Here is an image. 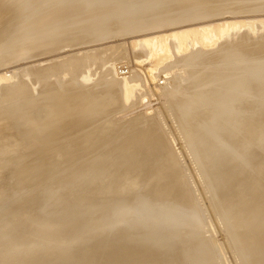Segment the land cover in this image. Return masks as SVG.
Here are the masks:
<instances>
[{"label":"bare ground","instance_id":"obj_1","mask_svg":"<svg viewBox=\"0 0 264 264\" xmlns=\"http://www.w3.org/2000/svg\"><path fill=\"white\" fill-rule=\"evenodd\" d=\"M246 1L250 2L251 0H120V1L119 0H0V10H2V12L0 14V27L1 26L5 27V25H3V22H5L6 20L8 22L9 18H11V20H12L13 18H15V15L19 14L20 12H24V15H22L18 21H15L14 24L11 25V28H9L6 37H3L2 35H0V39H1V41H0V67L5 66L7 64H11L15 60H22V61L24 60V61L30 62L29 60L32 58H35V57H37V59H36L37 61L39 59H43V58H55L56 61L53 59V61H51L52 64L47 68H41V67L35 68L34 67L35 69L33 71L35 72V74L36 73L38 74L39 77H37V78L39 79V81L41 83L46 82L44 80V78H47V77L50 78L51 76H55V75L57 76V74H60L61 76L68 75V77H70V78L73 75L75 77V74H76V76H79V77L81 75H83V77L85 79H87L88 81L87 80L82 81L83 85L80 83L81 81L79 82L81 87L78 86V88H80L81 90H78L77 87H76L77 89L74 88V86H73V89H76V91H68L67 90L66 92L68 93L67 94L68 97H67V99L65 98V100H67V102L64 100L65 96H62L63 97L62 100H64V102H66V104L61 100V98H59L60 96H57V94L55 95L56 91L55 92L53 91L54 93L51 91L52 95L47 97L48 98L47 100L48 101L51 100V102L49 101L50 103H48V101H46L48 103V104L46 103V106L51 104V103L52 104L57 103L59 101H60L59 105L60 104L62 105V103H63L62 106L60 105V108H58V106H59L58 104H56L57 108L51 107V108H54L55 110L57 109L59 111V112L57 111L58 113L56 112L57 114H55V118H54L55 122L60 121L59 117H58L60 114L64 116V117H62L60 115V118H66L67 122L70 119V118L68 119V117L73 118V116H75L76 113L74 114V111H75L74 107H76L77 104H80V103H77L78 98H79V102H81V100H83L84 103H85L86 99L88 102H89V100H92V101L94 100L93 101V103H94L93 107L91 104L90 109H88V108L83 109L86 112L85 114H88V115L90 112L86 111V110H91L92 114H93V112H97V110L99 109L98 106L101 103H103V101L105 103L102 105V106H104L102 108L107 109L105 111L107 113L110 110L111 115H112V112H114V115H113L114 117L118 116V114L120 115L121 113H123V114L126 113L124 116L123 115L121 116V118H124V117H128L134 113H137L139 111L141 112V110L145 111L141 115H139L135 118L132 117L129 120L127 119L128 120L127 123L125 121V123L123 122V124H119L118 126L115 125L116 128L114 126H113V128L111 127V125H110L111 121L110 122L107 121L109 123L106 122V124H107L106 128H104L105 126L101 125L102 128L100 130L104 131V132L100 133V131H99L100 136H98V134L96 135L99 137L98 140H94L93 144H91L90 148H93L94 145L97 144L99 141L101 142V140H105L106 137L110 134V132L111 131L113 132L116 129L117 130L121 129L120 130V132H121L122 130L123 131L126 130L125 128L132 129V127H135L134 129L127 130V131L128 132L130 131V133L139 131V133L141 134V132L143 131L142 129L148 127L150 125V123L152 121H154V119L152 117L153 115L151 116V114L153 113V111H154L153 108L156 107V105H158V108H159V105H160V107L161 106L163 107V108H161V113L163 116H165L164 120L168 124L171 123V117L175 115V119L178 122L177 123L178 124V126H177L178 130H180V132L182 133L181 136L184 138V140L181 142L180 141L181 138L180 139L177 138L178 135L176 136V134L174 135V137H175L174 139H175L176 143H178V140L181 142V143L177 144L180 146L181 150H182L183 146L186 148L189 146H191L190 148H194V147L200 146L201 144H206L205 148L203 149L202 154H200V156H197V158H194V164L197 168V171H198V174L200 177V182L202 183L201 189L202 188H203V190L205 189L207 194H211L212 197H215L217 195L218 198H220V200L223 202V204L227 206V217H226V219H225V216H223V217L219 218V221H221V223L223 224L222 226L225 228V230L228 233L229 242L230 241L233 242V244L237 248L236 253H237V258L239 259L240 264H264V217H262V216H264L263 215L264 214V178H263L264 177V152L261 151L264 149V71H262L263 65L261 63H256V64L248 67V64H246V62L251 57L250 56L251 54L247 50H246L247 52L244 51L246 48H244L243 51L246 52L247 54L246 53L244 54L242 49L240 50L241 47H239V46L237 47V44L241 42L239 39H237V40H239V42H237V40L236 41L233 40V41H235V44L237 42L236 46H234L235 44L234 45L232 44L233 42H229V39H231L232 36H233V38L235 37L234 34H232V32L237 31L238 35H242V36H240V38L242 39V42H243V39L246 40L247 39L246 37L249 34L243 36V34H245L246 31H245V33L243 32V34H242L240 32L241 30L244 31L243 29L246 30L247 29L246 27H248V29L251 30L250 31V35H251V32L256 33V31L259 28L258 27L255 30V24L256 23L254 24L255 19L257 20V19H259V17H257V18L256 17L255 18L246 17L247 18L246 19L245 15L244 16L242 15L243 16L242 17L241 14L244 12H247L248 10H249V12L250 11H254V12L260 11L261 12V10L264 8V0H257V2L259 1V3H258V6L254 7V9L252 6H250V7H252V9H250L248 7L249 5L247 6ZM251 3H252V1H251ZM251 3H249V4H251ZM31 8L35 9L36 11L31 10ZM262 12H263V10H262ZM260 20H262V23L264 24V18L260 19ZM259 24H261V22ZM164 27H166V28H164ZM263 27H264V25H263ZM183 28H185V29H183ZM180 29H183V30H181V32L180 31L176 32L175 39H173V40H170V41L168 39L163 40V38H161V36H160V35L165 34V33H166V35H168L171 32V30L175 31V30H180ZM0 32H2L1 29H0ZM160 33H162V34H160ZM152 34L156 35V37L158 34H160V35H159V37H157L158 41H155L156 45H153L152 43L149 42L150 47L149 46H147V47H149V48L152 47V49H153L152 52L149 53V55H151L152 53L155 52L154 49L160 50V49L164 48L165 51H159L155 55L152 56L151 59L153 60V63L151 65V68H153L154 70L158 69L159 71H157V72H160L161 70L162 71L165 70V72L163 74L165 75V73H166V75H167V73H168L169 76L172 75V73L174 72L173 73L174 75H172V78H171L172 82L170 80L171 83L169 85L165 86V88L161 86L162 89L164 88L162 90L163 94L162 93L158 94L159 89L158 90L154 89L153 88L154 84L151 86L150 83H152V82H150V81H153L154 80L153 78H155V77H153V78L149 77L151 75L150 72L147 71L148 72V74H147L145 69H143L141 66H138V65H137L138 66L137 68L131 66V65H133V63L131 64L129 62H131L133 59L132 60L129 59L128 63L131 65L125 66V68H123L121 73H119V71H116L115 68L112 70L109 68L110 70L108 69V71H107L108 73L105 76L110 77L111 75L112 76L115 75V77H111L109 80L106 78L107 80H102V81H101V79H99L100 82H98V85L95 84V83H97V81H99V80H97L95 83H93V85L94 84L95 85L92 86V88L99 86V85H102L101 88H99L97 90V92L93 90L94 92H96L94 94H93V91H90L91 88H88V87L91 85V83L95 79L94 76L92 77V74H91L92 66L95 65L97 67L99 65L98 63L103 62L106 57L103 58V60H102L101 57L98 56L100 53L98 52L99 54L96 55L95 54L96 51L94 52V48L92 49L91 47L90 48L92 50L91 49H89V50L93 51V52L90 53V51H89V53H87V54H85L84 52H83L84 54L82 52H79V51L77 52V49L81 50L83 47L88 48L89 46H91L95 43L96 44L98 43V45H99V42H101V43L103 42V46H104V43L106 41L107 42L110 41V43H111V41L117 36H123V39L121 38L122 40L125 41V39H129V41H130L131 37H144V36H148V35H152ZM254 35L255 34L253 33V36ZM258 35H260V34H258ZM150 38H149V40H150ZM129 41H128V43H129ZM134 41L135 40H133V42ZM113 42H116V41H113ZM222 42L227 43L228 46H226L225 44L223 46ZM242 42H241V44H242ZM241 44H239V45H241ZM106 45H108V46L104 47L105 53L113 51L115 54H117V52H118L117 46L118 45H109V43ZM133 45H134V43H133ZM136 45L132 46L133 57L134 58H135V56H136V58L139 57L141 60V58H143L145 56V55H143L145 51L143 53L141 51H139L140 49L138 51H136L135 47H138ZM145 45H147V44H145ZM100 46H102V45H100ZM92 47H94V46H92ZM95 47H96V45H95ZM140 48H142V47H140ZM261 48H263V47H261ZM247 49H249V48H247ZM66 50H70L72 52L66 53L65 52ZM262 51H264V50H262ZM146 52H149V51L147 50ZM169 52H174L175 54L178 55L175 57V60L171 63H170ZM79 53H82V54L80 55ZM122 53H123V55H125V56H123V58H124V57H129L131 52L129 53L128 50H125V52H122ZM51 56H53V57H51ZM121 57H122V55L120 54L121 60L126 59L128 61V58L123 59ZM58 58L59 59L61 58L63 61L60 60V62L62 61L61 63L57 62ZM63 58H66V59L64 60ZM136 61H138V60L136 59ZM19 62H21V61H19ZM113 62L114 61H109V60H107V62H106V60H105V62H103V63H104V65H106L109 63L112 64ZM120 63H118L117 65H119ZM65 65L67 68L66 67L62 68V66H65ZM126 65H127V63H126ZM121 67H123V65ZM143 67L145 68L146 66H143ZM148 67H147V69H150V67L149 68ZM70 68H71V70H70ZM160 68H161V70H160ZM3 69L5 70V68H3ZM32 69H33V67L30 65V67L28 66V68H26V71L24 70V72H29V71L31 72ZM49 69L52 70V73H49L50 75L46 74V76L41 77V75L44 73V71L48 70V72H49ZM94 69L95 68H93V70ZM17 70H19V69H17ZM81 70H83V72H81L82 74L79 73V71H81ZM7 72H0V89L2 87H3V90L5 89V92L3 94L8 95V96H6V98H9V96L11 97V95L14 94L13 92L17 91V93H18V91H22V92H19L20 95L22 96V94H24V92L26 91V90L23 91L22 89H26L28 85L27 86L24 85L25 87L23 86V88H21L22 87L21 86L20 88H15V89H14V87L8 86L7 82L15 80L17 76H14L13 74H9ZM32 73L33 72H31V74ZM78 73H79V75H77ZM153 73H155V72L153 71ZM32 75H33L32 77L34 78V74H32ZM25 76H26V73H25ZM167 76L164 77V81H166L165 78ZM100 78H101V76H100ZM25 79H26V77H25ZM78 79H81V78H78ZM150 79H153V80H150ZM162 79H161V81H162ZM56 80H58V78ZM59 80H60V82L63 81L62 78ZM64 80H66V79H64ZM48 81H50V79L47 80V82ZM57 82H59V81H57ZM157 82H159V81H157ZM79 83L77 85H79ZM88 83H90V84L87 85ZM148 83L150 84V87L153 89L151 91H149L150 93H148V92L145 93L143 91L145 90V85ZM153 83L157 84L156 81ZM50 84H52V83H50ZM84 84H86L87 86ZM161 84L164 85L165 83H161ZM35 85H37V84L35 83ZM102 87H103V89H102ZM10 88H12V89H10ZM151 94L153 95V97H150ZM14 95L16 96V94H14ZM20 95L18 94V97ZM47 95H49V93ZM43 97H45V96H43ZM56 98H59V99L57 100ZM148 98L150 100L153 98L157 99V104L156 105L150 104V105L146 106V103L149 102ZM75 99H76V102L74 101ZM53 101H57V102H53ZM61 101H62V103H61ZM163 101L165 103H163ZM88 104L90 105V103H88ZM161 104H163V105H161ZM25 105L30 106L29 103L25 104ZM53 105H55V104H53ZM49 106L47 107V109L45 108L44 111L42 113H40L38 117L35 118V122L32 125L33 128L38 126L39 128L37 127V129L40 130V126L45 125V123L47 125L49 123L50 127L54 123L52 125V127L54 126V128H56V129H58V128L61 129L62 128L61 124H63L62 126L66 125V123L63 121L64 119H61V124L58 123L60 125H58V128H57V124H55L54 119H52V117L51 118L49 117V116H53L51 114L55 110L50 109ZM80 106H81V104H80ZM80 106L77 105V107L75 109L79 108ZM84 106L87 107V104H85ZM96 106L98 109H95ZM108 108H109V110H108ZM51 110H53V111H51ZM100 110H101V108H100ZM159 111H160V109H159ZM87 112H89V113H87ZM81 113H83V112H81ZM99 113L100 112H98L96 114H99ZM109 114H108V116H109ZM81 115L83 116V114H81ZM169 115H171V117ZM91 116L89 115L88 118ZM98 116H100V115H98ZM113 116H111V117H113ZM56 117H57V120H56ZM79 118H80V116H79ZM48 119L50 121H53V123L48 122ZM85 119H87V118L85 117ZM96 119H98V118H96ZM44 121H47L48 123L47 122L44 123ZM121 121H123V120H121ZM42 123H44V124L42 125ZM72 124H74V122H72ZM86 124H88V123H86ZM103 124L105 125V123H103ZM115 124H117V121L115 122ZM125 124H126V127L122 128L121 126H123ZM173 124H176V123H173ZM47 125H45V127L43 126L44 128H47L46 130H48ZM79 125H80V122H79ZM94 126H96V124ZM43 127H41L42 131L43 130L46 131L45 129H43ZM33 128H31L32 130L30 129L31 133L34 130ZM51 128L49 130L56 131V129H54V128L51 129ZM37 129L35 128V130L33 131L34 132V134H33L34 138L38 137V140H40L39 138L42 139V137H43L47 141H48V139L52 138V137L48 138L49 134L47 136L45 135V133L47 134V131L46 132L43 131L44 133H41V132H37ZM109 129H111V130L109 131ZM97 130L98 129H96V131ZM35 131L37 133H35ZM68 131H70V130H68ZM96 131H95V133H96ZM250 132H254L258 136V139H257L256 145H252L249 148H247L246 146H244L242 144V142H244L243 140L248 136V134ZM125 133H126V131H125ZM53 134H54V132H53ZM53 134H51V135H53ZM85 134H87V132ZM92 134H94V133H92ZM55 136L53 135V137H55ZM120 136H122V135H120ZM46 137H47V139H46ZM144 137H145V135H144ZM116 138L117 137H115V139ZM130 138H128V140H126V141L129 142ZM132 138H134V137L132 136ZM139 138L140 139H137V140L134 138L136 140L135 141L133 139L134 143H130L131 141L129 143L126 142L128 145H126V147L123 150L122 149L121 150L125 151V152L128 150L129 151L131 150V152H132L134 147H135L134 150H137L141 145L142 146L143 145H149V141H146L148 143H143L145 141V139H143L144 140L143 141V140H141V137H139ZM159 138H161V137H159ZM53 139L55 140V138H53ZM119 139H122V137ZM151 139H153V138H151ZM85 140H84V142H87ZM49 141H51V140H49ZM79 141L81 142V140H79ZM82 141H83V139H82ZM120 141H122V140H120ZM123 141H125V139H123ZM36 142H38V141L36 140ZM52 143L49 142V144H52ZM117 143H118V141H117ZM124 143H122V144L120 143L121 144L120 147L122 145L125 146L126 143L125 144ZM53 144H55V143H53ZM182 144H183V146L181 147ZM80 145H81V143H80ZM115 145L113 147H115ZM49 146H51V145H49ZM130 147H131V149H130ZM132 147H133V149H132ZM146 147H148V146H146ZM162 147H163V151L162 150L161 151L163 153H164V151H166V152L168 151V150H166V148H167L166 145L165 144L163 145L162 143H160L159 148H162ZM53 149H55L54 151L56 152L57 148H54V145H53ZM53 149H51V150H53ZM122 151H118V152L124 153ZM142 151L141 152L139 151V152L142 153ZM156 151H157V149H156ZM52 152L53 151H51V153ZM55 152H53L52 155H55ZM68 152H70V151H68ZM144 152H146V151H144ZM127 153H125V154H127ZM118 154L122 155L120 153H118ZM131 155L132 154H129L128 160L131 159ZM139 155L140 154H138V156ZM149 156H150V154H149ZM155 156H156V154H155ZM117 157H118V155H117ZM140 157H141V155H140ZM53 158H54V156H53ZM61 158L64 160L63 161L61 159L62 163H67V162L72 161L74 159L73 157L70 158V156H68V159L67 158L64 159L63 156ZM141 158H144V157H141ZM141 158H139V160ZM185 159L187 161L188 158H185ZM32 160H33V158H32ZM47 160H49V159L47 158ZM162 160L164 161V159H162ZM166 160H169V163H168L169 166L167 167L168 169H166V171L162 175H159V177L154 180L153 184L150 186V188L152 189L150 191V194L143 192L141 195L139 193L140 191H137V192L132 191V193H129L128 195H126L127 197H125V199H124L125 202L123 201L124 203L123 204L121 203L122 204L121 206L120 205L118 206L119 203H115L118 207H120V209L117 208L115 206V204H113L115 206V208L117 209V211H120V214H122V216L123 215L127 216V214H129V215L131 214L128 217L132 218L131 220H129L130 218L128 219V217H127V219H128L127 220L125 217H122L121 215H119V217L120 216L122 217L121 219H123V218H125V219L121 220V222L123 221V223H121L119 220V222L121 223L120 227L117 225V227L113 228L115 230V234L117 233L116 229L120 228L119 233L121 235L125 234L126 236H132L135 239H137V240L123 241L122 243L116 244L114 246L115 248L116 247L118 248V251H120L117 254V255H119V253H120V255H119L120 258H118L119 260H117V262H120V263H118V264H132V262H134V261H137L138 264H178L177 261L182 256V253H181L182 250H180V246L177 244V241L175 239V235L178 232L179 226L185 227L188 231L190 230L192 233H198V232L202 231L201 230L202 228H200V227H198V225H196V221L194 220L193 217H191L190 215L187 216V215H181L180 214V211L183 208L182 204H185V201H183V199L186 197V196L185 197L182 196L183 194L181 191H182L183 187H181V191H179V193L181 192V194L178 195L179 200H172V198L170 197L171 190L172 191L174 190L172 188L173 186L171 187V189H169V187H168L167 191L163 192V193H161V192L158 193L154 190L157 187V185L159 184V182H161V180L164 177L167 178L166 177L168 175L167 173H169V171L172 168L173 169L175 168V164H178L174 158L168 159V157H167ZM166 160L164 161L165 164H166ZM126 161H127V159H126ZM90 163H91V161H90ZM149 163H152V162H149ZM187 163H188V161H187ZM168 164H166V165H168ZM90 165L92 166V164H90ZM113 165H115V164H113ZM160 165H161V163H160ZM147 166H149V165H147ZM152 166L154 167V165H152ZM181 166H182V164H181ZM188 166H189V164H188ZM231 167L233 168L232 171H230ZM118 168H119L118 165H115V166L109 167L108 169H106V171H109L111 169L113 172H115L118 170ZM147 168L148 167H143L137 173L134 181L132 183L130 182L127 184V187H125V184H123L124 186H122L121 188L119 187V188L122 189V191H128L130 189V187L135 186V185H137L138 188H139V186L142 187L141 183L144 180L145 174L148 172V171H146ZM189 168H190V166H189ZM28 169H30V167ZM28 169H27V171L25 169L24 172L25 171H26L25 173L31 172ZM154 169L156 170V166ZM191 169H192V167H191ZM13 170L15 171V169H13ZM161 170H163V169H161ZM161 170H160V172H161ZM174 172H176V171H174ZM186 172H187V170H186ZM229 172H230V174H228ZM83 173L85 174V172H83ZM104 173H106V172L104 171ZM108 173L111 174V171L107 172L105 174V176L102 175V176H104V178H101V176H100V179L98 178L99 179L98 181H100V182L106 181L107 183H111L112 174L109 175V178H108V176H106V175H108ZM192 175H193V173H192ZM168 176H170V175H168ZM172 176H173V174H172ZM177 176H180V175L177 174ZM182 177H184V176H182ZM193 177H194V175H193ZM176 178H178V177H176ZM176 178H174V179H176ZM171 179H173V178H171ZM171 179L169 178V180H171ZM194 179H196V178L195 177L192 178L193 181H194ZM219 181H220V183H219ZM150 182H152V181H150ZM178 182H176V183H178ZM168 183H169V181H168ZM194 183H195V181H194ZM169 185H172V184H169ZM175 187H176V185H175ZM138 188H137V190H138ZM196 188H197V191L199 192L198 195L200 197L202 196L201 198H203V194L205 193V191H204V193H202L200 186H196ZM142 189L144 190L145 188H142ZM142 189H140V190H142ZM184 189H185V187H184ZM163 190H165V189L163 188ZM214 192L216 193V195ZM103 194H105V193H103ZM247 194H248V196H247ZM0 195H1V192H0ZM7 195H5V196H7ZM10 195H12V194H9L8 196H10ZM1 196H0V198L5 197L4 195L2 197ZM175 197H177V195H175ZM188 197L189 196H187V198ZM2 199H4V198H2ZM2 199H0V200H2ZM75 200L76 201L73 202L74 204L72 203V201L70 203H71V205L73 204L74 207L76 206V209H77V207L82 205L80 207H83V208H81L80 211H83L86 208L87 209L90 208V209H88V212H89V210L91 212H93V210L91 209L92 208L91 206H93V209L100 206V203H98V202H97L98 203L97 206L95 205L96 203L94 204L93 202L92 203L94 205L90 206V204H89L90 202L88 203V201H86V203H88L89 207L85 208L84 206H87V204L85 202L83 203V201H85L87 199H84L81 204L79 203L80 204L79 206H77V202H78L77 199H75ZM78 200L80 202V198ZM188 200H190V199L188 198ZM203 200H205V199H203ZM3 202L0 201L1 207H2ZM20 202H22V200ZM23 202L26 203V201H24V200H23ZM100 202H101V206L105 207V205H107L106 201H105L106 203L103 201H100ZM110 202H112V203L115 202V199H112V201L109 200V203ZM120 202H122V201H120ZM170 202H173V203L171 204ZM55 203L56 202H54V204L51 203V205L53 204L55 206ZM37 204H39V203H37ZM83 204H85V205H83ZM21 205H23V204H21ZM56 205H57V203H56ZM68 205H66V208L69 207ZM71 205L68 209H70L72 207ZM110 205H112V204H110ZM113 205H112V208L114 207ZM167 205H169V206H167ZM101 206H100V209L102 208V210H104L106 208L107 209L110 208L109 205H108L109 207L107 206L104 209ZM162 206H166L167 208L164 209V208H162ZM11 208H12V206H11ZM15 208L17 209L16 204H15ZM15 208L13 207V209H15ZM21 208H19V209L22 210ZM66 208H65V210H63V212H66V210H67ZM112 208H110V210H112ZM16 209H15V211H16ZM19 209H17V210H19ZM23 209H24V207H23ZM76 209L74 210V208H73L74 212H73V210L71 212L69 210V211H67V213L69 212L70 215L72 212L77 213L79 210L76 211ZM78 209H80V208H78ZM107 209H106V212L108 211ZM116 209H114V210L116 211ZM4 210H6V208ZM20 210L18 212L21 213ZM48 210H49V208L44 210V213L40 212L43 214L42 215V216H44L43 218H45V214L47 212L49 214L48 217L46 215L47 219L49 217H51L50 211L53 209H51L49 211ZM54 210L51 211L53 213V215L55 214ZM110 210L108 211L109 213L111 212ZM114 210L112 211L113 212L112 214L116 215ZM15 211H14V214L16 215V213H17V215L16 216L14 214L13 215L16 218L21 216L20 213H19L20 214L19 215L18 212L17 211L15 212ZM86 211H83V212H86ZM117 211H116V213H117ZM127 211H130V213L126 214L125 212H127ZM8 212H10V215H12L13 210L8 211ZM8 212L3 211V209H2V213L0 212V215L6 213V215L9 216ZM22 212L24 213V211H22ZM102 212L106 213L104 211H102ZM52 213H51V215H52ZM73 213H72L73 216L71 215V218L76 216L75 215L76 213L75 214H73ZM38 214L36 213V216L39 217L40 214L39 215ZM85 214L87 215V212L84 213V215L81 212L80 215H83V217L85 219L89 218V215L86 218ZM92 214L90 216H92ZM94 214H95V212H94ZM101 214L99 215V213H98L97 216H99V218H100ZM106 214H108V213H106ZM13 215H12V217H14ZM63 215L66 216V214H62V215L60 214V217H59V214L57 215V213H56V215L53 217H55V218L57 216L59 217V219H58V217L56 219L54 218L55 221L56 220H63L64 218L61 219V216L63 217ZM70 215H69V217H70ZM78 215H79V213H78ZM105 215H103V216H105ZM26 216H23L24 218L21 216L22 217L21 220L25 219ZM42 216H40L39 218L43 221H46V219L41 218ZM93 216H96V215H93ZM106 216L109 217L108 220L110 219V217H112L111 219H114V217L111 214H109V216L108 215H106ZM106 216H105V219H103V220H105V222H109V224H111V221L106 220L107 219ZM12 217L11 216H10V218L8 217L7 220L11 219V221L12 220L15 221L16 218L14 217L12 219ZM28 217H26V220L23 221V223H24L23 225H25V221H26V224H27V221L31 222V219L27 220ZM119 217L117 219H120ZM0 218H4V217L0 216ZM37 218L35 217L36 220H37ZM51 218H49V220H53ZM77 218L79 219V217H75L76 220H77ZM84 218H83V221L82 220L81 221H82V223L86 224V222L88 220H86V222H84ZM94 218H97L96 220L99 219L98 217H94ZM17 219L20 220V218H17ZM40 219H39V221H41ZM66 219L68 221V222L66 221L67 223L72 221V219L71 220L68 218H66ZM7 220H6V222H4L5 220L3 222L6 224ZM33 220H34V218H33ZM94 220L95 219H93V221L89 220L90 221L89 226L92 227V225H94V228H95V225H97V224H94L95 223ZM173 220H179L178 224L170 227V225H168V224L171 223ZM39 221H33L35 223L37 222V224H35L36 227H37V225L41 226V224H38ZM43 221H41V222H43ZM48 221L45 222V225H46V223L48 225L50 224L49 223L50 221L49 222ZM78 221L80 222V220H77V222ZM89 221L87 223H89ZM158 221H162V222L164 221V222H168V223H166V225H164L165 226L164 228H161L158 231H152V230H149L147 228L148 223H151V222L156 223ZM213 221H215V219H213ZM3 222H1V220H0L1 224ZM64 222H65V219L63 222L61 221V223H64ZM91 222H92V225H91ZM99 222L103 223L102 221H99ZM12 223L13 222H10L8 224L11 225ZM17 223H20V222L18 221ZM17 223H15V224L17 225ZM51 223H52L51 225L54 226L53 223H55V222H51ZM58 223H59V221H58ZM58 223L56 221V224H55L56 227L54 229H56V228L59 229L60 227L58 228L57 226H60V225L66 226V223L65 224H58ZM214 223L216 226L213 225V223H210L211 226H209V227H212V229H213L212 232H216L215 227H217V224H216V222H214ZM8 224H6V225H8ZM28 224H30V223H28ZM43 224H44V222H43ZM80 224H81V222H80ZM105 224L106 223L103 224L104 227H105ZM6 225H4V224L2 225V227H3L2 230L0 227L1 232L3 230L6 231L7 228L9 231L10 226H8L7 228L4 229V226H6ZM12 225L16 229V225H14V223ZM12 225H11L10 229L13 230L14 227H12ZM21 225H22V223H20V227H22ZM31 225H30V227H31ZM35 225H32V226L35 227ZM48 225H46V226L43 225V227H45V228L38 227L37 233L40 229H41L40 232H42V229L46 230L48 227H49L48 229H50V227L53 229V226H48ZM71 225H73V224L71 223ZM18 226L19 225H17V228L21 229V230L24 229V232L30 228V227H28L29 225L28 226L25 225V226H27L25 228H23L24 227L23 226L22 227L23 229L18 227ZM68 226H69V224H68ZM74 226H78V228L81 227L80 229H83L81 225L80 226L74 225ZM83 226L86 227L88 225H83ZM89 226H88V230H89ZM97 226L98 227H96V229H94L96 232L93 235L94 238H100V236H102V234H104V233H102V231L104 230L102 228L103 227L102 224H100V226L99 225H97ZM110 226H116V225L115 224L109 225V226L106 225L107 228ZM204 226H207V223ZM74 228H73V230H74ZM15 229L13 230L14 236H15V233L18 232ZM32 229L34 230V232L36 231L35 230L36 228L35 229L32 228ZM48 229H47V231H48ZM52 229L49 231H52L53 233L55 232L59 236V240L57 238L58 236H54L53 233H52L51 237L52 238L54 237V239L56 237V240H55L56 243L53 242L54 241L53 239L52 240L50 239L51 238L50 236L47 237L48 240L45 239L46 236L50 235L49 231L46 233L48 235L40 233L42 237H43V235H46V236H44L45 238H43V239L41 237L39 238L44 242L43 243L42 241H40L41 243H43L42 245L45 244L44 246H42V248L43 247L46 248L49 245H50L49 247H51V245H54V246L58 245V243L59 244L62 243L61 240L63 241V239L60 240V238L67 237L65 235L60 236L61 233L62 234L64 233L61 230L56 231V230H54V229L52 230ZM69 229L72 230V227L69 226ZM110 229H111V227H110ZM110 229L108 228V230H104L105 234H107L106 232L107 231L109 232ZM208 229H210V228H208ZM12 230H11V232H12ZM21 230H20V233H21ZM45 230H43L44 233H45ZM88 230H87V228H85L83 233H84V236L87 235V237L85 236L86 239L89 238V240H90L93 238V236H92L93 233L91 234V232H90L92 229L89 231ZM97 230H98V232H97ZM114 230L111 229L112 232ZM5 231H3L4 234H6ZM72 231H70V233ZM77 231H79V230L77 229ZM218 231L220 232V229H218ZM13 232H12V234H13ZM29 232H31V231H29ZM58 232L60 234H58ZM79 232H76V233H79ZM208 232L210 233L211 231H208ZM26 233H27V231L25 232V234ZM33 233H31V237H32ZM66 233H67V235H70V234H68V232H65V234ZM76 233H74V234H76ZM81 233L82 232H80V234ZM4 234H2V235H4ZM22 234H23L22 236L25 235L24 233H22ZM74 234H72V237L74 236ZM80 234H77V235H80ZM89 234H91V235L89 236ZM2 235L0 236L1 240L4 239V238H2ZM77 235L74 237V239L72 237L66 238L67 241L74 242V243H69L68 245L76 244L75 241H79V238L83 237V235L81 237H79ZM112 235H113V233H112ZM22 236L20 237V234L18 232L17 237L22 238ZM33 236H34V234H33ZM17 237L12 238L8 243L6 242L7 245L9 244L8 246L6 245L8 248L5 247L6 253L9 254V252H7V250L13 251L14 246H12V243L14 241H15V244L19 243V239L16 240ZM25 237L23 239H20V243H23ZM27 237L29 239V242L31 243L32 238L30 237V235ZM35 237H36V239L38 238L37 236H35ZM77 237H78V240H75ZM114 237L115 238L113 239V237L111 236V238L113 240H115L117 238V234ZM217 237H218V235H217ZM109 238H110V236H109ZM202 238H203V241L201 242V245L203 247L204 246L207 247L206 245L208 244V246H209V241L206 237H204V234H203ZM28 239H27V241H28ZM36 239H34V240H36ZM82 239H80V240H82ZM12 240H14V241L11 242ZM21 240H22V242H21ZM34 240H32V242H34ZM211 240H212L213 247L216 251V252L215 251L214 252L217 253L219 256L220 263L221 264H230V262H229L230 260L228 261L227 257H226L228 255H226V253H225L228 251V248H227L228 246L226 245L227 243L226 244L220 243V246H221V251H220L216 247L217 244L215 245L216 240H213L212 237H211ZM27 241H25V242H27ZM38 241H36V243L35 242L34 243H35V245L40 246V243L37 244ZM34 243H32V244L34 245ZM64 243L67 244L66 240L63 241V244ZM1 244H2V242H1ZM26 244L29 247H30V245L32 246V244L29 245L28 242ZM231 244L229 245L230 247H231ZM23 245H24V243H23ZM103 245H100V246H102V248H103ZM34 246H32V247H34ZM54 246H52L50 248V250H52V248ZM61 246H62V248L64 247V245H59V251H60ZM100 246H98V247L100 248ZM106 246H109V245H105L104 248ZM1 247L2 246H0V250H2ZM15 247H16V245H15ZM15 247H14V250H15ZM71 247H73V245ZM71 247L66 246L65 250L70 251L69 249ZM10 248H12V249H10ZM19 248H21V247H19V244H18V252L19 253H17V251H16L17 247H16V250L14 251L15 253L13 252L14 253L13 255H15V254L17 255V254L21 253L20 257L9 258V257H7V255H5V256L3 255V257H5V258H3V260L0 261V263H2V264H34L35 262L37 263V259L42 257L41 255L38 256L36 253H34V254H36L34 256V254H33L34 251H32V250H31L32 253H30V255H33V256L31 257L29 255V253L26 254V252L29 250V248H28V250H25V248H23V250L26 251L25 254H24L23 250H21V252H20ZM102 248H100V251L102 250ZM104 248L100 254H102V252L103 253L107 252V251H104ZM108 248L109 247H107L105 249H108ZM117 248H116V250H117ZM226 249H227V251H226ZM35 250H38V248L36 247ZM46 250H48V248H46ZM46 250L43 252L44 253L43 256H45V252H46V254L50 253V252H47ZM85 250H86V248L81 250V251H85ZM109 250H111V248H109ZM116 250H114V251H116ZM2 251L3 252L5 251L4 248ZM41 251L42 250H40V252H38V253H41ZM54 251H55V247L53 248V250L51 252L52 255H54L53 254ZM35 252H37V251H35ZM56 252H58V250ZM72 252L70 251L68 254L70 255V253L72 254ZM64 253H66V252H64ZM111 253L113 255V251ZM228 254H230V253L228 252ZM58 255L59 254H57V256L54 255V260L50 256V258H52L51 259L52 261L51 262L49 261V263L52 264L55 261V257L58 259ZM62 255H63V253H62ZM72 255H76V253L75 254L73 253ZM72 255H71V257H72ZM119 256H117V257H119ZM213 256H214V254H212V257ZM33 257H35L34 259L36 260V261L33 260V261H35L34 263L32 262ZM47 257H49V256L47 255ZM47 257L45 256V259L48 262L49 258L47 259ZM59 257H61V256L59 255ZM67 257H69V256H67ZM76 257L78 260H76L75 256L72 257V258H75L76 261L74 259H73V261H75L76 264L79 263V260L81 258H82V260L84 259V257H82V255L80 257H78V256H76ZM96 257L98 258L97 255H96ZM100 257H101V255H100ZM102 257H101V259H102ZM61 258H63V257H61ZM88 258L90 260L91 256ZM57 259H56V262H58V264H66V263L70 264L68 262H70V260H72V259L68 258L67 260H69V259L70 260L67 262L66 258H64L62 260H64V261L66 260L65 263H64V261H63V263H62V261H61V263H59L60 259L59 260H57ZM89 260H87V261H89ZM95 260L96 259L94 256V258H92L91 261H89L85 264H96ZM98 260H99V258H98ZM38 261L42 262L45 260L42 259V260H38ZM46 261H45V263L48 264ZM73 261H72V263L75 264ZM101 261L100 262L103 263V261H105V259L101 260ZM108 261H110V260L108 259ZM167 261H170V262H167ZM215 261H217V260L215 259ZM56 262H54V263L56 264ZM114 262L115 263H113V264H117L116 257H115ZM81 263H83V261L82 262L80 261L79 264H81ZM105 263H106V261H105ZM111 263H112V260H111ZM202 263L205 264L203 261H202ZM236 263H237V261H236ZM97 264H98V262H97ZM109 264H110V262H109Z\"/></svg>","mask_w":264,"mask_h":264},{"label":"rangeland","instance_id":"obj_2","mask_svg":"<svg viewBox=\"0 0 264 264\" xmlns=\"http://www.w3.org/2000/svg\"><path fill=\"white\" fill-rule=\"evenodd\" d=\"M120 1V0H119ZM251 1H252V3H251ZM250 2L249 1H246V3H247V6L250 8V9H252V7H253V9H254V7H256V6H258V3H259V1L257 2V0H251ZM249 3H251V4H249ZM255 5H254V4ZM250 6H252V7H250ZM31 10H35V9H32L31 8ZM262 10H263V12H262ZM261 10V12L260 11H250L249 12V10L247 11V12H244V13H242L241 14V16L243 15H245V18L246 17H248V18H257V17H259V19H255V21H254V24H255V30L258 28V30L256 31V33L255 32H253L255 35L258 33V34H260V35H254L253 36V33L251 32V35H250V31L251 30H249L248 29V27H246L247 29L245 30V29H243L244 31H240L242 34H243V32L245 33V31H246V33L245 34H243V36H245V35H247V34H249L246 38V40H244L243 39V42H242V39L240 38V36H242V35H238L237 34V31L236 32H232V34H234V38H233V36H232V38L231 39H229V42H233L232 44L234 45L235 44V41L237 40V39H239L241 42H242V44H241V42L240 43H238L237 44V42H239V40H237V42H236V44H237V47L239 46V47H241L240 48V50L242 49V51H243V49L244 48H246L244 51H248L251 55V57L248 59V61L246 62V64H248V67L249 66H252V65H254V64H256V63H261L262 65H263V68H262V71H264V51H262V50H264V27H263V23H262V20H260V19H263L264 18V8ZM36 11V10H35ZM34 11V12H35ZM1 12H2V10H0V14H1ZM258 12V13H257ZM22 15H24V12H20L19 14H17V15H15V18H13L12 20H11V18H7L8 19V22H7V20L5 21V22H3V25H5V27L4 26H1L0 27V29H1V31L2 32H0V35H2L3 37H6V35H7V32H8V30H9V28H11V25L12 24H14V22L15 21H18L19 19H20V17L22 16ZM242 16V17H243ZM234 17V16H233ZM247 19V18H246ZM259 20V21H258ZM258 22V23H257ZM261 22V24H259ZM9 23V24H8ZM8 24V25H7ZM262 25V26H261ZM5 29H4V28ZM164 28H166V27H164ZM168 28V27H167ZM3 29V30H2ZM183 29H185V28H183ZM183 29H180V30H175V31H172L171 30V32L168 34V35H166V33L165 34H162V33H160V34H162V35H160V34H158L157 35V37H159V35L161 36V38H163V40H166V39H168L169 41L170 40H173V39H175V34H176V32H181V30H183ZM261 30V31H260ZM259 31V32H258ZM239 32V33H240ZM249 32V33H248ZM262 33V34H261ZM139 35V34H138ZM237 35V36H236ZM251 38H250V37ZM2 37V38H3ZM151 37V38H150ZM156 37V35H148V36H144V37H131L130 38V41H129V39H125V41L124 40H122L123 39V36H117V37H115L112 41H111V43H110V41L109 42H105L104 43V46H103V42L101 43V42H99V45H98V43L96 44H93V45H91V46H89L88 48H82L81 50L80 49H77V52L79 51V52H84L85 54H87V53H89V49H93L94 48V52H95V54L97 55V54H99L98 56H100L101 57V59L103 60V58H105L104 59V61L103 62H105V60H106V62H107V60H109V61H114L112 64L111 63H109V64H106V65H104V63L103 62H99L98 64V66L96 67L95 65V67L94 66H92V72H91V74H92V77L94 76V81L91 83V85L88 87V88H91L90 89V91H96L97 92V90L99 89V88H101V86L102 85H99V86H96V87H93L92 88V86H94L95 84H97L98 85V82H100V80L99 79H101V81L102 80H109L111 77H115V75L114 76H105V75H107V71H108V69L110 68L111 70L112 69H114L115 68V70L116 71H119V73H121V71L123 70V68H125V66H130L132 63H133V65H131V66H133V67H135V68H137L138 66H141L143 69H145V71H146V73L148 74V72H150L151 73V75L149 76V77H155V78H153V79H150V80H153V81H150V82H152V83H150L151 84V86L153 85V88L154 89H156V90H158L159 89V93L158 94H161L163 91V89L165 88V86H167V85H169L171 82H172V75H174L173 73H172V75H168V73H167V75H166V73H165V75L163 74L164 72H165V70L164 71H162L161 70V68H160V72H157V71H159L158 69H156V70H154L153 68H151V65H152V63H153V60L151 59L152 58V56L153 55H155L157 52H159V51H165L164 50V48L163 49H160V50H157V49H154L155 50V52L154 53H152L151 55H149V53H151L152 52V47L151 48H149L150 47V45H149V42L150 43H152L153 45H156L155 44V41H158L157 38ZM239 37V38H238ZM122 38V39H121ZM149 38H150V40H149ZM118 39V40H117ZM154 39V40H153ZM133 40H135L134 42H133ZM233 40H235V41H233ZM0 41H1V39H0ZM113 41H116V42H113ZM127 41V42H126ZM128 41H129V43H128ZM134 43V45H133V43ZM147 42V43H146ZM109 43V45H118L117 47H118V52H117V54H115L113 51H111V52H107V53H105L104 52V47H107L108 45H106V44H108ZM113 43V44H112ZM115 43V44H114ZM126 43V44H125ZM143 43V44H142ZM251 43V44H250ZM253 43V44H252ZM263 43V44H262ZM120 44V45H119ZM130 44V45H129ZM137 44V45H136ZM145 44H147V45H145ZM224 44L226 45V46H228L227 45V43H223L222 42V45L224 46ZM236 44L234 45V46H236ZM239 44H241V45H239ZM257 44V45H256ZM95 45H96V47H95ZM100 45H102V46H100ZM138 46V47H135V50L136 51H138L139 49V51H141L142 53L144 52V54L143 55H145L143 58H141V60H140V58L139 57H137L136 58V56H135V58L138 60V61H136V59L133 57V51H132V46ZM252 45V46H251ZM260 45V46H259ZM92 46H94V47H92ZM99 46V47H98ZM147 46H149V47H147ZM91 47V48H90ZM98 47V48H97ZM140 47H142V48H140ZM258 47V48H257ZM261 47H263V48H261ZM97 48V49H96ZM122 48V49H121ZM137 48V49H136ZM247 48H249V49H247ZM88 49V50H87ZM91 49V50H92ZM102 51H101V50ZM131 49V50H130ZM134 49V48H133ZM150 49V50H149ZM100 50V51H99ZM124 50V51H123ZM125 50H128L129 51V53H130V55H129V57H124V58H128V61L126 60V59H124L123 58V56H125V55H123V53L122 52H125ZM149 51V52H146V51ZM243 51V53L245 54L246 52H244ZM66 53H68V52H72V51H70V50H66L65 51ZM93 51H90V53H92ZM99 52V53H98ZM168 52V51H167ZM64 53V52H63ZM82 53H79L80 55L82 54ZM83 53V54H84ZM78 54V55H79ZM120 54L122 55V57L121 58H123L124 60H121L120 59ZM125 54V53H124ZM247 54V53H246ZM111 55V56H110ZM119 55V56H118ZM60 56V55H59ZM115 56V57H114ZM176 56H178L177 54H175L174 52H169V57H170V63L171 62H173L174 60H175V57ZM51 57H53V56H51ZM172 57V58H171ZM110 58V59H109ZM139 58V59H138ZM37 59V57H35V58H32V59H30L29 61L30 62H27V61H22V60H15V61H13L11 64H7V65H5V66H2V67H0V72H7V73H9V74H13L14 76H17L16 77V79L15 80H12V81H10V82H7V85L8 86H10V87H14V89L15 88H20L21 86V88H23V86L24 85H28L27 86V88L26 89H22L23 91H25L24 92V94H22V96L20 95V93L19 92H22V91H18V93H17V91L16 92H13L14 94H16V96L14 95V94H12L11 95V97L9 96V98H6V96H8V95H4L3 93L5 92V89L3 90V87L0 89V192H1V195L3 196H5V195H9V194H12V195H10V196H5V197H2L1 195V197L2 198H4V199H2V198H0V199H2V200H0V201H4L3 202V204H2V207L0 206V212L2 213V209H3V211H5V212H8V211H12L13 210V212H12V215L14 214V211H15V204H16V207H17V209H19V208H21L22 206L24 207V209H23V207L21 208L22 210H20L21 211V213L20 212H18L19 210H17L16 209V211L18 212V214L20 213L21 214V216L23 217V216H26V217H28L27 218V220H30L31 219V222H29V221H27V224H26V221H25V225H29L28 227H30V225L32 224V225H35V224H37V222L35 223V222H33V221H39V217L40 216H42L43 214L42 213H44V210H46L47 208H49V210H51V209H55L54 210V212H55V214L53 215V213L51 212V211H53V210H51L50 211V216L52 217H49V218H51V219H53V220H49V218L47 219V217H48V212L45 214V218H43L44 216H42L41 218L42 219H46V221H48L50 224L48 225L47 223H46V225H48V226H53V225H51L52 223L51 222H55V223H53L54 224V226H53V229L56 227V221H57V223H58V221H59V223L58 224H65L66 223V226H63V225H60V226H57L59 229H54V230H61L62 232H64L62 235L58 232V234H60V236H63V235H65V236H67V237H64V238H60V240L61 239H63V241L64 240H66V243L67 244H63V241L61 240V242L62 243H58V245H51V247L52 246H54L55 247V251L53 252V254L54 255H56L57 256V254H59L61 257H63V258H61V257H59V255H58V259L55 257V261L54 262H56V259L57 260H59L60 258V260H59V263H61V261H62V263H63V261L64 260H62V259H64V258H66V260L68 259V258H70V259H72V260H70V262H68L69 260H67V262L68 263H70V264H73L72 263V261H73V259L75 260V258H76V260H78L77 259V257L76 256H78V257H80L81 255H82V257H84V259L82 260V258L79 260V263H80V261L82 262L83 261V263L85 264V263H87V262H89V261H91V259L92 258H94V256H95V261H96V264H97V262H98V264H104L105 263V261H106V263L105 264H109V262H110V264H113V263H115L114 261H115V257H116V262H117V260H119L118 258H120V253H119V255H117L118 254V252H120V251H118V248H117V250H116V248L114 247L116 244H120V243H122L123 241H127V240H137V239H135L134 237H132V236H126L125 234H120L119 232H120V228L117 230L116 228V234H117V238L115 239V240H113L115 237V230L113 229L114 227H117V225L120 227V224L121 223H123V221L121 222V220H123V219H127V217L128 216H130L129 214H127V213H130V211H127V212H125L126 214H127V216L125 215H123L122 216V214H120V211H117V209L115 208V206L117 207V208H119L120 209V207H118L119 205L121 206L124 202H125V197H127L126 195H128L129 193H132V191L134 192V191H140L139 193L142 195V193L143 192H146V193H148V194H150V191L152 190L151 188H150V186L153 184V182H154V180L155 179H157L158 177H159V175H162L165 171H166V169H168L167 167L169 166V160H166L167 159V157H168V159H170V158H174L175 159V161L178 163V164H175V168L173 169H171L170 171H169V173H167L168 175H170V176H166L167 178H163L162 180H161V182H159V184L157 185V187L154 189L156 192H161V193H163V192H166L167 191V188L169 187V189H171V187L174 189L173 191L171 190V194H170V197L172 198V200H179V197H178V195L179 194H181V192H182V196H186L184 199H183V201H185V204H182V206H183V208L181 209V211H180V214L181 215H190L191 217H193L194 218V220L196 221V225H198V227H200V228H202L200 231L201 232H198V233H192L190 230L188 231L185 227H180L179 226V228H178V232L176 233V235H175V239H176V241H177V244L180 246V250H182V256L180 257V259L177 261V263L178 264H201L202 263V261L205 263V264H221L220 263V259H219V256H218V254L217 253H215L216 251H215V249H214V247H213V244H212V240H211V237L213 238V240H216V243H215V245H216V247H217V249L218 250H220L221 251V246H220V243H222V244H226L228 247V251H227V249H226V251L227 252H225L226 253V255H228V256H226L227 257V260L230 262V264L232 263V264H235L236 263V261H237V263L238 264H240V262H239V259L237 258V253H236V246L233 244V242H229V236H228V233H227V231L225 230V228L222 226L223 224L221 223V221H219V218H221V217H223V216H225V219H226V217H227V206L226 205H224L223 204V202L220 200V198H218V196L216 195V193H215V197H212L211 196V194H207V192H206V190L204 189L203 190V188L201 189V182H200V177H199V174H198V171H197V168H196V166H195V164H194V158H197V156H200V154H202V152H203V149L205 148V145L206 144H201L200 146H198V147H194V148H190L191 146H189V147H184L183 146V144L181 145V147H182V150L180 149V146L179 145H177L178 143H181L183 140H184V138L181 136L182 135V133L180 132V130H178V122L176 121V119H175V115L174 116H172L171 117V115H169L170 117H171V123L170 124H168L165 120H164V117L165 116H163L162 115V113H161V108H163L162 106L160 107V105H159V108H158V105H156L157 104V99H155V98H153V99H149V102L148 103H146V106L147 105H150V104H152V105H156V107H154L153 109H154V111H153V113L151 114V116L153 117V119H154V121H152L151 123H150V125L148 126V127H146V128H144V129H142L143 131L141 132V134L139 133V131L138 132H132V133H130V131L128 132L127 130H132V129H134L135 127H132V129H130V128H125L126 130H122L121 132H120V130L121 129H119V130H115V131H111L110 132V134L106 137V139L105 140H101V142L99 141L97 144H95L94 145V147L93 148H90L91 147V144H93V141L94 140H98V136H100L99 135V131H100V133L101 132H104V131H101L100 129L102 128V126L101 125H103V126H105L104 128H106V126H107V124H106V122L107 121H111V123H110V125H111V127L113 128V126L116 128V126H118L119 124H123V122L125 123V121H126V123L128 122V120L129 119H131L132 117L133 118H135V117H137V116H139V115H141L143 112H145L144 110H141V112L139 111V112H137V113H134V114H132V115H130V116H128V117H124V118H121V116L123 115H125L126 113H121L120 115L118 114V116H116V117H114L113 115H114V112H112V115H111V113H110V110H109V108H108V113L107 112H105L107 109H105V108H102V107H104V106H102L105 102L103 101V103H101L99 106H98V108H97V106L95 107V109H98L97 110V112H93V114H92V111L91 110H86V111H89V112H87V113H89V115L92 117H89L88 118V114H85L86 112H85V110H83L84 108H88V109H90L91 108V104H92V107H93V101L92 100H89V102L87 101V99H86V101H85V103H84V101L83 100H81V102H79V98L77 99V103H80L81 104V106H80V104H77V105H79L80 107V109L79 108H77V109H75L76 107H77V105H76V107H74V114H75V116H73V118L72 117H68V122H67V120H66V118H60V115L58 116L59 117V122L58 121H56L55 122V114H57L59 111L56 109H54V108H51V107H55V108H57L56 107V104H58L59 105V102H57V101H53V102H57V103H53V104H55V105H53L52 103V105L51 104H49V105H47L46 106V101H48L47 99V97L48 96H50V95H52V92L54 91H58L57 93L55 92V95L57 94V96H60L59 98H61V100L63 99V97L62 96H65L64 97V100H65V98L67 99V97H68V93L66 92L67 90L68 91H76V89L78 88V86L79 87H81L80 86V83L83 85V83H82V81H86L87 79H85L84 77H83V75H81L80 77L79 76H76V74H75V77H74V75L70 78V77H68V75H64V76H61L60 74H57V78H58V80H56L57 78L55 77V76H51L50 78L49 77H47V78H44V80L47 82V80H49L50 79V81H48L47 83L45 82H40L39 81V79L37 78V77H39L38 76V74L36 73L35 74V72L33 71L35 68H37V67H41V68H47V67H49L51 64H52V62L51 61H53V59L55 60V58H43V59H39L38 61L36 60ZM59 59V58H58ZM57 59V62H60V60H62L61 58L58 60ZM64 60L66 59V58H63ZM129 59H133L131 62H129ZM33 60V61H32ZM136 62H135V61ZM19 61H21V62H19ZM32 61V62H31ZM49 61V62H48ZM56 61V60H55ZM63 61V60H62ZM61 61V62H62ZM143 61V62H142ZM41 62V63H40ZM60 62V63H61ZM121 62V63H120ZM131 63V64H129V63ZM140 62V63H139ZM20 63V64H19ZM25 63V64H24ZM27 63V64H26ZM34 63V64H33ZM46 63V64H45ZM102 63V64H101ZM116 63V64H115ZM118 63H120L119 65H117ZM126 63H127V65H126ZM137 63V64H136ZM17 64V65H16ZM24 64V65H23ZM15 67H14V66ZM22 65V66H21ZM30 67V65L33 67V69H32V71L31 72H33L32 74H34V78L32 77L33 75L31 74V72L29 73V72H24V70L26 71V68H28V66ZM123 65V67H121ZM135 65V66H134ZM138 65V66H137ZM146 66L145 68L143 67V66ZM103 66V67H102ZM115 66V67H114ZM150 67V69H147V67ZM9 67V68H8ZM35 67V68H34ZM66 67V65L65 66H62V68H65ZM148 67V68H149ZM3 68H5V70L3 69ZM7 68V69H6ZM67 68V67H66ZM93 68H95L94 70H93ZM97 68V69H96ZM177 68V67H176ZM175 68V69H176ZM3 69V70H2ZM9 69V70H8ZM17 69H19V70H17ZM105 69V70H104ZM109 69V70H110ZM174 69V70H175ZM70 70H71V68H70ZM156 73H153V71ZM10 71V72H9ZM148 71V72H147ZM81 72H83V70H81V71H79V73H81ZM105 72V73H104ZM25 73H26V76H25ZM49 73H52V70H50L49 69V72H48V70H45L44 71V75L42 74L41 75V77H43V76H46V74L47 75H50ZM79 73L77 74V75H79ZM149 73V74H150ZM153 73V74H152ZM159 73V74H158ZM162 73V74H161ZM82 74V73H81ZM170 74V73H169ZM22 75V76H21ZM37 75V76H36ZM99 75V76H98ZM103 75V76H102ZM153 75V76H152ZM158 75V76H157ZM24 76V77H23ZM60 76V77H59ZM100 76H101V78H100ZM160 76V77H159ZM162 76V77H161ZM165 76H167L166 78H165V80L166 81H164V77ZM25 77H26V79H25ZM91 77V78H92ZM117 77V76H116ZM169 77V78H168ZM19 78V79H18ZM63 79V81L62 82H60V80L59 79ZM78 78H81V79H78ZM97 78V79H96ZM107 78V79H106ZM163 78V79H162ZM35 79V80H34ZM64 79H66V80H64ZM160 79V80H159ZM161 79H162V81H161ZM20 80V81H19ZM33 80V81H32ZM38 80V81H37ZM77 80V81H76ZM79 80V81H78ZM97 80H99V81H97ZM168 80V81H167ZM170 80H171V82H170ZM29 81V82H28ZM57 81H59V82H57ZM75 81V82H74ZM81 81V82H80ZM88 81V80H87ZM97 81V83H95ZM156 81V83L157 84H155V83H153V82H155ZM157 81H159V82H157ZM20 82V83H19ZM32 82V83H31ZM40 82V83H39ZM52 83V84H50V83ZM80 82V83H79ZM19 83V84H18ZM35 83L37 84V85H35ZM68 83V84H67ZM79 83V85H77ZM93 83H95L94 85H93ZM146 84L145 85V90L143 91V92H145V93H150L149 91H151L153 88H151L150 87V84ZM161 83H165L164 85L163 84H160ZM167 83V84H166ZM30 84V85H29ZM74 84V85H73ZM90 83H88L87 85H89ZM2 85V84H1ZM14 85V86H13ZM18 85V86H17ZM76 85V86H75ZM84 85H86V84H84ZM86 85V86H87ZM159 85V86H158ZM32 86V87H31ZM73 86H74V88H76V89H73ZM158 86V87H157ZM161 86L162 87H164L163 89L161 88ZM25 87V86H24ZM147 87V88H146ZM160 87V88H159ZM10 89H12V88H10ZM96 89V90H95ZM102 89H103V87H102ZM78 90H81L80 88H78ZM155 90V91H156ZM52 91V92H51ZM89 91V92H90ZM93 91V94L94 93H96V92H94ZM51 92V93H50ZM53 92V93H54ZM64 92V93H63ZM82 92V91H81ZM49 93V95H47ZM60 93V94H59ZM144 93V94H145ZM18 94L20 95L19 97H18ZM163 94V93H162ZM5 97H4V96ZM41 95V96H40ZM67 95V96H66ZM4 98H3V97ZM43 96H45V97H43ZM163 96V95H162ZM2 97V98H1ZM150 97H153V95L151 94L150 95ZM27 98V99H26ZM32 98V99H31ZM39 98V99H38ZM59 98H56L57 100L59 99ZM36 99V100H35ZM42 99V100H41ZM45 99V100H44ZM50 99V98H49ZM64 100H62L63 102H64ZM156 100V101H155ZM50 102H51V100H49ZM48 101V103H50ZM62 101H61V103H62ZM66 102H67V100H65ZM75 102H76V99L74 100ZM106 101V100H105ZM66 102H64L65 104H66ZM155 102V103H154ZM30 104V106H26L25 104ZM47 103V104H48ZM74 103V102H73ZM72 103V104H73ZM88 103H90V105L88 104ZM163 103H165L164 101H163ZM76 104V103H75ZM85 104H87V107H85L84 105ZM61 105V104H60ZM60 105L58 106V108H60ZM62 105H63V103H62ZM61 105V106H62ZM161 105H163V104H161ZM45 106V107H44ZM49 106V108L50 109H54L55 111H53V110H51V111H53L52 112V114L51 115H53V116H49L50 118L52 117V119H54V122H55V124H57V128H58V125H60L61 124V119H64L63 121L66 123V125H64V126H62L63 124H61V129L60 128H58V129H56V128H54V126L52 127V125L54 124L53 123V121H50L49 119H48V122H51V123H53L52 125H51V127L52 128H54V129H56V131H54V130H49L51 127L49 126V123L47 122V121H44V123L45 122H47L48 123V125L45 123V125H47V127H48V130H46L47 128H44L45 127V125H43L44 123H42V125L44 126H40V130H38L37 129V127L38 126H36L35 128L37 129V132H41V133H44V132H46L47 131V134L45 133V135L47 136L48 134L50 135H48V138L49 137H52V138H50V139H48V141L49 140H51V141H49V142H53V143H55V144H53L54 145V148H57L56 149V152L54 151L55 149H53V145L52 144H49V142L47 141V140H45V138H43L42 137V139L41 138H39L40 140H38V137H33V134H34V130H35V128H33L32 127V125L34 124V122H35V118L36 117H38L39 116V114L40 113H42L43 111H44V109L46 108L47 109V107ZM75 106V105H74ZM84 106V107H83ZM89 106V107H88ZM168 106V105H167ZM122 107V106H121ZM100 108H101V110H100ZM169 108V107H168ZM104 109V110H103ZM156 109V110H155ZM159 109H160V111H159ZM49 110V109H48ZM83 110V111H82ZM58 111V112H57ZM103 111V112H102ZM156 111V112H155ZM57 112V113H56ZM81 112H83V113H81ZM98 112H100L99 114H96V113H98ZM78 113V114H77ZM95 113V114H94ZM104 113V114H103ZM110 113V114H109ZM27 116H26V115ZM81 114H83V116L81 115ZM108 114H109V116H108ZM157 114V115H156ZM98 115H100V116H98ZM106 115V116H105ZM62 117H64L63 115H61ZM79 116H80V118H79ZM108 116V117H107ZM111 116H113V117H111ZM150 116V117H151ZM67 117V116H66ZM78 117V118H77ZM85 117L87 118V119H85ZM101 117V118H100ZM151 117V118H152ZM96 118H98V119H96ZM22 119V120H21ZM80 119V120H79ZM128 119V120H127ZM56 120H57V117H56ZM66 120V121H65ZM114 120V121H113ZM117 121V124H115V122ZM119 120V121H118ZM121 120H123V121H121ZM62 121V122H63ZM87 121V122H86ZM99 121V122H98ZM174 121V122H173ZM176 121V122H175ZM72 122H74V124H72ZM79 122H80V125H79ZM82 122V123H81ZM109 122H107V123H109ZM122 122V123H121ZM58 123H60V124H58ZM76 123V124H75ZM86 123H88V124H86ZM103 123H105V125L103 124ZM173 123H176V124H173ZM96 124V126H94V125ZM114 124V125H113ZM98 125V126H97ZM100 125V126H99ZM116 125V126H115ZM15 126V127H14ZM56 126V125H55ZM80 126V127H79ZM173 126V127H172ZM176 128H175V127ZM41 127H43V129H45L46 131H42V128ZM50 127V128H49ZM60 127V126H59ZM122 128H124V127H126V124L125 125H123V126H121ZM31 128H33L34 130L32 131V133H31ZM39 128V127H38ZM51 128V129H52ZM74 128V129H73ZM31 129V130H30ZM86 129V130H85ZM96 129H98L97 131H96ZM149 129V130H148ZM231 129V128H230ZM64 130V131H63ZM68 130H70V131H68ZM104 130V129H103ZM111 129H109V131H110ZM173 130V131H172ZM95 131H96V133H95ZM106 131V130H105ZM108 131V132H109ZM125 131H126V133H125ZM176 131V132H175ZM36 131H35V133H37ZM53 132H54V134H53ZM87 132V134H85ZM94 133V134H92V133ZM57 133V134H56ZM78 133V134H77ZM119 133V134H118ZM125 135H124V134ZM128 133V134H127ZM174 133V134H173ZM30 134V135H29ZM51 134H53L55 137H53V135H51ZM76 134V135H75ZM83 134V135H82ZM91 134V135H90ZM98 134V136H96ZM116 134V135H115ZM176 134V136L178 135V137L177 138H181L180 139V141L178 140V143H176V141H175V137H174V135ZM44 135V134H43ZM68 135V136H67ZM70 135V136H69ZM87 135V136H86ZM90 135V136H89ZM120 135H122V136H120ZM125 137H124V136ZM128 135V136H127ZM130 135V136H129ZM144 135H145V137H144ZM151 137H150V136ZM132 136L137 140V139H140L139 137H141V140H143V139H145V141L143 142V143H148V142H146V141H149V145H141L137 150H134L135 149V147H134V149H133V147H132V152H131V150L128 152V151H122L125 147H126V145H128L127 143H129L130 141V143H134V138H132ZM61 137V138H60ZM70 137V138H69ZM75 137V138H74ZM83 137V138H82ZM115 137H117L116 139H115ZM122 137V139H119V138H121ZM131 137V138H130ZM147 137V138H146ZM149 137V138H148ZM159 137H161V138H159ZM164 137V138H163ZM19 138V139H18ZM53 138H55V140L53 139ZM67 138V139H66ZM80 138V139H79ZM86 140H85V139ZM92 138V139H91ZM128 138H130L129 139V142H127L126 140H128ZM151 138H153V139H151ZM46 139H47V137H46ZM57 139V140H56ZM82 139H83V141H82ZM123 139H125V141H123ZM134 139V140H133ZM257 139H258V136L254 133V132H250L249 134H248V136L243 140L244 142H242V144L244 145V146H246L247 148H249L250 146H252V145H256V142H257ZM36 140L38 141V142H36ZM60 142H59V141ZM79 140H81V142L79 141ZM84 140L85 141H87V142H84ZM89 140V141H88ZM113 140V141H112ZM115 140V141H114ZM120 140H122V141H120ZM135 140V141H136ZM155 140V141H154ZM58 141V142H57ZM64 141V142H63ZM117 141H118V143L120 142L121 144L122 143H124L125 144V146L124 145H122L121 147H120V143L118 144L117 143ZM168 141V142H167ZM74 142V143H73ZM80 143H81V145H80ZM160 143H162L163 145L165 144L166 145V150H168L167 152L166 151H164V153L162 152L163 151V147L162 148H159L160 147ZM116 144V145H115ZM118 144V145H117ZM49 145H51V146H49ZM115 145V147L117 148H115V147H113ZM187 145V144H186ZM70 146V147H69ZM73 146V147H72ZM78 146V147H77ZM146 146H148V147H146ZM150 146V147H149ZM170 146V147H169ZM75 147V148H74ZM123 147V148H122ZM147 149H146V148ZM45 148V149H44ZM116 150H115V149ZM145 148V149H144ZM51 149H53V150H51V151H53V152H55V155H52V153H51V151L50 150ZM114 149V150H113ZM122 149V150H121ZM130 149H131V147H130ZM141 149V150H140ZM156 149H157V151H156ZM172 149V150H171ZM180 149V150H179ZM47 150V151H46ZM143 150V151H142ZM154 150V151H153ZM162 150V151H161ZM45 151V152H44ZM68 151H70V152H68ZM72 151V152H71ZM118 151H122V152H124V153H121V152H118ZM136 151V152H135ZM142 151V153H140V152ZM144 151H146V152H144ZM152 151V152H151ZM172 151V152H171ZM185 151V152H184ZM262 152H264V149L263 150H261ZM132 154L131 155V159L130 160H128V158H129V154ZM131 152V153H130ZM144 152V153H143ZM154 152V153H153ZM161 152V153H160ZM88 153V154H87ZM118 153H120V154H122V155H119ZM125 153H127V154H125ZM158 153V154H157ZM172 153V154H171ZM186 153V154H185ZM69 154V155H68ZM73 154V155H72ZM77 156H76V155ZM137 154V155H136ZM138 154H140L141 155V157H144V158H141L140 157V155L138 156ZM144 154V155H143ZM146 154V155H145ZM149 154H150V156H149ZM155 154H156V156H155ZM179 154V155H178ZM184 154V155H183ZM39 155V156H38ZM51 155V156H50ZM99 155V156H98ZM117 155H118V157H117ZM165 155V156H164ZM173 155V156H172ZM53 156H54V158H53ZM63 156V158L64 159H68V156H70V158L71 157H73L74 159L72 160V161H69V162H67V163H62V161H61V157ZM128 156V157H127ZM146 156V157H145ZM167 156V157H166ZM138 157V158H137ZM32 158H33V160H32ZM47 158L49 159V160H47ZM139 158H141L140 160H139ZM161 158V159H160ZM185 158H188L187 159V161H188V163H187V161H186V159ZM51 159V160H50ZM125 159V160H124ZM126 159H127V161H126ZM143 159V160H142ZM150 159V160H149ZM162 159H164V161L166 160V164H168V165H166L165 164V162L162 160ZM63 160V159H62ZM76 160V161H75ZM95 160V161H94ZM145 160V161H144ZM160 160V161H159ZM163 162H162V161ZM64 161V160H63ZM90 161H91V163H90ZM129 161V162H128ZM152 162V163H149V162ZM184 163H183V162ZM123 162V163H122ZM182 162V163H181ZM86 163V164H85ZM156 165H155V164ZM160 163H161V165H160ZM164 163V164H163ZM71 164V165H70ZM90 164H92V166L90 165ZM113 164H115V165H118V170L117 171H115V172H113L111 169L109 170V171H106V169H108L109 167H112V166H115V165H113ZM154 165V167L152 166V165ZM181 164H182V166H181ZM188 164H189V166H190V168H189V166H188ZM147 165H149V166H147ZM160 165V166H159ZM166 165V166H165ZM90 166V167H89ZM155 166H156V170L154 169L155 168ZM30 167V169H28ZM143 167H148L147 169H146V171H148L146 174H145V176H144V180L142 181V187L141 186H139V188L137 187V185H135V186H132V187H130V189L128 190V191H122V189H120L122 186H124L123 184H125V187H127V184L128 183H132L133 181H134V179H135V177H136V175H137V173L143 168ZM183 167V168H182ZM186 167V168H185ZM191 167H192V169H191ZM135 168V169H134ZM185 168V169H184ZM13 169H15V171L13 170ZM26 169V171H27V169L29 170V171H31V172H27V173H25L24 172V170ZM134 169V170H133ZM161 169H163V170H161V172H160V170ZM85 170V171H84ZM176 171V172H174V171ZM186 170H187V172H186ZM233 170V168L231 167L230 168V171H232ZM104 171L107 173V172H110L111 171V174H112V176H111V178H112V181H111V183H107L106 181H104V182H100V181H98L99 179H100V176H101V178H104V176H105V174L106 173H104ZM120 171V172H119ZM122 171V172H121ZM184 171V172H183ZM80 172V173H79ZM83 172H85V174L83 173ZM186 172V173H185ZM178 175H180V176H177V174ZM184 173V174H183ZM192 173H193V175H194V177L196 178V179H194V181H195V183H194V181L192 180V178H194L193 177V175H192ZM195 173V174H194ZM111 174H109L108 173V175H106V176H108V178H109V175H111ZM172 174H173V176H172ZM186 174V175H185ZM228 174H230V172L228 173ZM102 175H104V176H102ZM125 175V176H124ZM150 175V176H149ZM196 175V176H195ZM130 176V177H129ZM182 176H184V177H182ZM192 176V177H191ZM262 176V175H261ZM176 177H178V178H176ZM99 178V179H98ZM169 178L171 179V178H173V179H171V180H169ZM174 178H176V179H174ZM264 178V177H263ZM133 179V180H132ZM34 181V182H33ZM150 181H152V182H150ZM168 181H169V183H168ZM172 181V182H171ZM175 181V182H174ZM179 181V182H178ZM192 181V182H191ZM163 182V183H162ZM174 182V183H173ZM176 182H178V183H176ZM186 182V183H185ZM198 185H197V184ZM219 183H220V181H219ZM169 184H172V185H169ZM175 185H176V187H175ZM179 186V187H178ZM187 186V187H186ZM196 186H200V189H201V191H202V193H204V191H205V193L203 194V198H201L198 194H199V192L197 191V188H196ZM120 187V188H119ZM124 187V188H125ZM166 187V188H165ZM178 187V188H177ZM181 187H183L182 188V191H181ZM184 187H185V189H184ZM137 188H138V190H137ZM142 188H145L144 190L142 189ZM163 188L165 189V190H163ZM133 189V190H132ZM140 189H142V190H140ZM161 191H160V190ZM176 190V191H175ZM195 190V191H194ZM175 191V192H174ZM179 191H181L180 193H179ZM103 193H105V194H103ZM138 194V193H137ZM189 194V195H188ZM101 195V196H100ZM175 195H177V197H175ZM197 195V196H196ZM187 196H189L188 198L190 199V200H188V198H187ZM191 196V197H190ZM247 196H248V194H247ZM80 198V202H79V199ZM117 198V199H116ZM75 199H77V206H79L81 203H82V201L84 200V199H87V200H85V201H83V203L85 202L86 203V201H88V203L90 204V206L91 205H94L95 203V205L97 206V204L98 203H100V206H101V202L100 201H103V202H105L107 205H105V207L104 206H101V207H103V209L104 208H106L108 205L110 206V208H112V205L113 204H115V203H119L118 204V206L115 204V206L112 208V210H110V208L109 209H107L108 211L110 210L111 212L109 213L108 211L106 212V209H104V210H102V208L100 209V206L99 207H94L95 209H93V206H91L92 208V210H93V212H91L90 210H89V212H88V209H90V208H86V207H89V205H88V203H86L87 204V206H84L86 209L85 210H83V211H86L87 212V215L85 214V216H86V218H87V216L89 215V218H87V219H85L84 217H83V215H84V213H86V212H83V211H80L81 210V208H83V207H80V206H82V205H80L79 207H77V209H76V206L74 207V203L73 202H75L76 200ZM82 199V200H81ZM112 199H115V202H110L109 203V200L110 201H112ZM119 199V200H118ZM203 199H205V200H203ZM22 200V202H20ZM23 200L24 201H26V203L25 202H23ZM74 200V201H73ZM108 200V201H107ZM72 201V205H71V202ZM114 201V200H113ZM120 201H122V202H120ZM124 201V202H123ZM20 202V203H19ZM54 202H56L57 203V205H56V203H55V206L53 205L54 204ZM94 204H93V203ZM98 202V203H97ZM191 202V203H190ZM18 203V204H17ZM37 203H39V204H37ZM51 203H53L52 205H51ZM70 203V204H69ZM80 203V204H79ZM92 203V204H91ZM104 203V204H105ZM109 203V204H108ZM122 203V204H121ZM171 204L173 203V202H170ZM1 204V203H0ZM21 204H23V205H21ZM33 204V205H32ZM35 204V205H34ZM69 204V205H68ZM103 204V205H104ZM110 204H112V205H110ZM191 204V205H190ZM14 205V206H13ZM39 205V206H38ZM41 205V206H40ZM51 205V206H50ZM66 205H68L69 207H70V205L72 206L70 209H68L69 207H67L66 208ZM83 205H85V204H83ZM207 205V206H206ZM11 206H12V208H11ZM108 206V207H109ZM167 206H169V205H167ZM192 206V207H191ZM198 206V207H197ZM10 207V208H9ZM13 207L15 208V209H13ZM19 207V208H18ZM54 207V208H53ZM67 209L66 210V212H63V210H65V208ZM6 208V210H4ZM10 210H9V209ZM73 208H74V210L76 209V211L77 210H79L76 214L75 213H73L74 212V210H73ZM78 208H80V209H78ZM162 208H164V209H166L167 207L166 206H162ZM194 208V209H193ZM101 211H100V210ZM114 209H116V211H117V213H116V211L114 210ZM48 210V211H49ZM70 210V212L73 210V214H75L76 216H74V217H72L71 218V215H72V213H71V215L69 214V212L67 213V211H69ZM99 210V211H98ZM114 210V212H115V214L116 215H113L112 213V211ZM179 210V209H178ZM15 211V212H16ZM22 211H24V213L22 212ZM102 211H104V212H106V213H108V214H106V213H103ZM40 212H42V213H40ZM46 212V211H45ZM63 212V213H62ZM81 212H82V214L83 215H80L81 214ZM91 212V213H90ZM94 212H95V214H94ZM103 214V215H108L109 216V214H111L113 217H114V219H111L112 217H110V219L108 220V218L109 217H107L106 215V217H107V221H111V224H109V222H105V220H103V219H105V216H103L101 213ZM36 213L38 214H40V216L38 217V216H36ZM51 213H52V215H51ZM56 213H57V215L59 214V217H60V214L62 215V214H66V216L65 215H63V217L61 216V219L62 218H64L65 219V222L64 223H61V221L63 222L64 221V219L63 220H56L55 221V219L58 217H53V216H55L56 215ZM78 213H79V215H78ZM93 213V214H92ZM99 213V215L101 214V216H100V218H99V216H97V214ZM124 213V214H125ZM211 213V214H210ZM8 214H9V216L8 215H6V213H4V214H2V215H0V216H2V217H4V218H0V220H1V222H3L4 220V222H6V220L8 219V217L10 218V216L12 217V215H10V212H8ZM19 214V215H20ZM35 214V215H34ZM38 214V215H39ZM70 215V217H69V215ZM92 214V216H90ZM15 215V214H14ZM13 215V216H14ZM16 215H17V213H16ZM15 215V216H16ZM46 215H47V217H46ZM68 215V216H67ZM93 215H96V216H93ZM119 215H121L122 217H125V218H123V219H121L122 217L120 216L119 217ZM199 215V216H198ZM205 215V216H204ZM264 215V214H263ZM7 216V217H6ZM14 216V217H15ZM21 216H19V217H17V218H20V220H21ZM65 216V217H64ZM73 216V215H72ZM120 218V219H117L118 217ZM14 217H12V219L14 218ZM26 217H25V219H23V220H18L16 217V220L15 221H11V219L10 220H7V223L6 224H8V223H10V222H13L14 223V225H16L15 223H17L18 221L20 222V223H22V227L23 228H25V227H27V226H25V225H23L24 223H23V221L24 220H26ZM35 217L37 218V220L35 219ZM59 217H58V219H59ZM75 217H79V219L77 218V220H80V222H81V224H80V222L78 221L77 222V220L75 219ZM93 217V218H92ZM94 217H98L99 219L98 220H96L97 218H94ZM104 217V218H103ZM204 217V218H203ZM209 217V218H208ZM262 217H264V216H262ZM24 218V217H23ZM33 218H34V220H33ZM55 218V219H54ZM66 218H68V219H72V221H70L69 223H67L68 221H67V219ZM83 218H84V222H86V220H92L93 221V219H95L94 221H95V223L94 224H97V225H99L100 226V224H102V226H103V224L104 223H106L105 224V227L103 226L102 228L104 229V230H108V228L110 229V227H111V229L112 230H114L113 232L111 231V229L109 230V232L107 231L106 233L107 234H105V232H104V230L102 231V233H104V234H102V236H100V238H94V234L96 233L95 232V230L94 229H96V227H98L97 225H95V228H94V225H92V222H91V225H92V227L91 226H89V224H90V221H89V223H87L86 222V224L85 223H82V221H83ZM130 218V219H129ZM206 218V219H205ZM102 219V220H101ZM128 219L129 220H131L132 218L131 217H128ZM127 219V220H128ZM213 219H215V221H213ZM224 219V218H223ZM41 220V219H40ZM82 220V221H81ZM115 222H114V221ZM118 220V221H117ZM119 220H120V222H119ZM207 220V221H206ZM17 221V222H16ZM41 221H43V220H41ZM41 221H39V223L38 224H41V226H39V225H37V227H36V225H35V227L34 226H32L31 225V229L29 228V229H27L26 231H27V233L25 234V232H24V229L22 228V227H20V223H17V225H19L18 227H20V228H22L23 230H21V229H18L17 228V225H16V229H15V227L12 225V227H14L13 228V230L15 229L16 231H18L19 232V234H20V237L23 235L22 233H24L25 235L24 236H22V238H19V237H17V234H18V232L17 233H15V236H14V232H13V230L12 229H10V227H11V225H6L4 222L0 225V227H1V230L3 229V227H2V225L4 224V225H6V226H4V229L5 228H7L8 226H10L9 227V231H8V228L6 229V231L5 230H3V231H5L6 232V234H4L3 233V231L1 232V230H0V236L2 235V234H4V235H2V238H4V239H0V244H1V242H2V244L0 245V246H2L1 248H2V250H3V248H4V252L2 251V250H0V261H2L3 260V258H5V257H3V255L5 256V255H7V257H9V258H18V257H20V255H21V253L20 254H15V255H13L15 252V250H16V247H17V253H19L18 252V244H19V247H21V248H19V250H20V252H21V250H23V248H25V250H28V248H29V250L26 252L25 250H23V252H24V254H25V252H26V254L27 253H29V255H30V253H32L31 252V250L32 251H34L33 252V254L34 253H36L38 256H42V257H40L39 259H37V263L35 262L36 260L34 259L35 257H33V259H32V262L34 263H36V264H46L45 263V261H46V259H45V256L47 257V255L49 256V257H47V259L49 258V260H48V264H50L49 263V261L51 262L52 260V258H53V260H54V255H52V250H53V248H52V250H50V248L51 247H49V246H47L46 248H48V250H46V248L45 247H43L42 248V246H44V245H42L44 242L41 240V239H39L40 237L43 239V238H45L44 236H46V235H48V234H46L49 230H51L52 228L50 227V229H48V231H47V229L45 230V229H42V232H43V230H45V233L43 232H40L41 231V229L40 228H45V227H43V225L44 226H46L45 225V222L46 221H43L44 222V224H43V222H41ZM67 221V222H66ZM99 221H102L103 223H101V222H99ZM178 221L179 220H173L171 223H169L168 225H170V227H172V226H174V225H177L178 224ZM125 222V221H124ZM214 222H216V224H217V227H215L216 225H215V223ZM28 223H30V224H28ZM34 223V224H33ZM71 223L73 224V225H71ZM79 223V224H78ZM100 223V224H99ZM117 223V224H116ZM119 223V224H118ZM166 223H168V222H162V221H158V222H151V223H148V229L149 230H152V231H158V230H160L161 228H164L165 226L164 225H166ZM206 223H207V226H204V225H206ZM210 223H213V225H215L214 227H215V230H216V232H212L213 231V229H212V227H209V226H211L210 225ZM68 224H69V226L70 227H72V230H73V228H74V230L72 231V230H70L69 229V226H68ZM88 225L89 226V230H91L90 232H91V234H92V236H93V238L92 239H90L89 240V238L88 239H86V237H87V235H85L84 236V233H83V231L85 230V228H87V230H88V226H83V225ZM116 225V226H110V227H106V225L107 226H109V225ZM74 225H81L82 226V228L84 229H80V228H78V226H74ZM38 227H40L39 229V231H38V233H37V230H38ZM62 227V228H61ZM85 227V228H84ZM205 227V228H204ZM219 227V228H218ZM32 228H36L35 230V232H34V230L32 229ZM91 228V229H90ZM208 228H210V229H208ZM220 229V232L218 231V229ZM18 229V230H17ZM52 229V230H53ZM63 229V230H62ZM77 229L80 231V232H82L81 234H80V232L79 231H77ZM208 229V230H207ZM11 230H12V232H13V234H12V232H11ZM20 230H21V233H20ZM31 231V232H29V231ZM65 230V231H64ZM88 230V231H89ZM94 230V231H93ZM182 230V231H181ZM34 233H33V232ZM70 231H72L71 233H70ZM75 231V232H74ZM93 231V232H92ZM208 231H211L210 233L208 232ZM50 233V235H48V236H46V238L45 239H47V237H51L52 236V231H49ZM65 232H68V234H70V235H67V233L65 234ZM76 232H79V233H76ZM97 232H98V230H97ZM111 232V233H110ZM205 232V233H204ZM219 232V233H218ZM2 233V234H1ZM30 233V234H29ZM31 233H33L34 234V236H33V234H32V237H31ZM36 233V234H35ZM46 234V235H43V237L41 236V234ZM55 233V232H54ZM53 233V235L54 236H58L56 233L54 234ZM74 233H76V234H74ZM112 233H113V235H112ZM215 233V234H214ZM13 236H11V235ZM72 234H74V236L72 237ZM77 234H80V235H77ZM91 234H89V236L91 235ZM115 234V235H114ZM203 234H204V237H206L207 239H208V241H209V246H208V244L206 245L207 247H203L202 245H201V242L203 241ZM6 235V236H5ZM30 235V237L32 238V240H34V239H36V237L35 236H37L38 238V240L36 239V240H34V242L36 243V241H38L37 242V244L38 243H40V246L38 245H35V243L34 242H32V240H31V243L29 242V239H28V237L27 236H29ZM40 235V236H39ZM79 236V237H81L82 235H83V239L82 238H79V241H75L76 242V244H70L71 246L73 245V247H71L70 245H68L69 243H74V242H72V241H67V239L66 238H69V237H72L73 239H74V237L75 236ZM217 235H218V237H217ZM6 238H5V237ZM19 236V235H18ZM26 236V237H25ZM109 236H110V238H109ZM111 236L113 237V239L111 238ZM15 237H17V239L16 240H18L19 239V243H16L15 244V241L14 240H12L11 242H13L12 243V246H14L15 247V245H16V247H15V250H14V247H13V251L11 250H7V252H9V254L8 253H6V248H8L7 246L9 245H7V243L12 239V238H15ZM25 237V239H24V241H23V243H24V245H23V243H20V239H23ZM189 237V238H188ZM191 237V238H190ZM30 238V239H31ZM58 238V240H59V236L57 237ZM218 238V239H217ZM27 239H28V241H27ZM51 240L53 239L54 241L53 242H55V240H56V237H55V239H54V237L52 238H50ZM49 239V240H50ZM80 239H82V240H80ZM112 239V240H111ZM48 240V239H47ZM57 240V241H58ZM75 240H78V237L75 239ZM25 241H27L28 242V244L30 245V244H32V243H34V245L32 244V246H34V247H32L31 245H30V247L29 246H27V242H25ZM40 241H42L43 243H41ZM45 241V240H44ZM221 241V242H220ZM223 241V242H222ZM225 241V242H224ZM7 242V243H6ZM10 242V243H11ZM21 242H22V240H21ZM56 243V242H55ZM232 243V244H231ZM26 244V245H25ZM53 244V243H52ZM104 244V245H103ZM231 244V247L229 246ZM7 245V246H6ZM59 245H64V247L62 248V246L60 247V251H59ZM100 245H103V248H104V246L105 245H109V246H106L105 248H107V247H109V248H111V250H109V248L108 249H105L104 248V251H107V252H102V254H100L101 253V251H103V248H102V246H100ZM111 245V246H110ZM219 245V246H218ZM4 246V247H3ZM23 246V247H22ZM26 246V247H25ZM58 248H57V247ZM66 246H69V247H71L69 250L72 252V254L74 253H76V255H72L71 253H70V255L68 254L70 251H66L65 250V248H66ZM98 246H100V248H102V250L100 251V248L98 247ZM6 247V248H5ZM38 248V250H35V248ZM41 247V248H40ZM210 247V248H209ZM86 248V250L85 251H81V250H83V249H85ZM88 248V249H87ZM99 248V249H98ZM10 249H12V248H10ZM40 250H42L41 251V253H38V252H40ZM47 251V252H50V253H48V254H46V252H45V256H43V252L44 251ZM50 250V251H49ZM58 250V252H56ZM81 252H80V251ZM114 250H116V251H114ZM120 250V249H119ZM30 251V252H29ZM35 251H37V252H35ZM113 251V255H112V252ZM212 251V252H211ZM215 251V252H214ZM12 252V253H11ZM14 252V253H13ZM22 252V253H23ZM64 252H66V253H64ZM83 252V253H82ZM117 252V253H116ZM228 252L230 253V254H228ZM12 255H11V254ZM57 253V254H56ZM61 253V254H60ZM62 253H63V255H62ZM117 255V256H119V257H117L115 254ZM36 254H34V256L36 255ZM51 254V255H50ZM65 254V255H64ZM212 254H214V256L212 257ZM19 255V256H18ZM28 255V256H29ZM69 256V257H67V256ZM71 255H72V257L73 256H75V258H72L71 257ZM80 255V256H79ZM96 255L98 256V258H99V260L101 261V260H104L105 259V261H103V263H101L99 260H98V258L96 257ZM100 255H101V257H102V259H101V257H100ZM31 257L33 256V255H30ZM50 256L52 257V258H50ZM91 256V258H90V260H89V258L88 257H90ZM197 257V258H196ZM230 259H229V258ZM236 257V258H235ZM45 260V261H42V262H39L38 260ZM108 259L110 260V261H108ZM114 259V260H113ZM215 259L217 260V261H215ZM219 259V260H218ZM33 260H35V261H33ZM65 260V261H66ZM75 260V261H76ZM87 260H89V261H87ZM94 260V259H93ZM98 260V261H97ZM111 260H112V263H111ZM65 261H64V263H65ZM75 261H73L74 263H75ZM86 261V262H85ZM52 263V264H55V263ZM100 262V263H99ZM167 262H170V261H167ZM34 263V264H35ZM78 263V264H79ZM83 263H81V264H83ZM118 263H120V262H117V264ZM236 263V264H237ZM0 264H2V263H0ZM56 264H58V262H56ZM67 264V263H66ZM76 264V263H75ZM132 264H138V262L137 261H134V262H132ZM203 264V263H202Z\"/></svg>","mask_w":264,"mask_h":264}]
</instances>
